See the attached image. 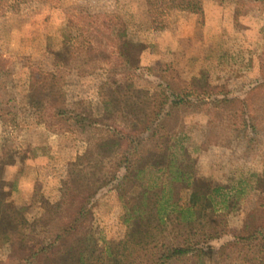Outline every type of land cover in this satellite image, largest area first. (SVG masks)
I'll use <instances>...</instances> for the list:
<instances>
[{
    "label": "rangeland",
    "instance_id": "obj_1",
    "mask_svg": "<svg viewBox=\"0 0 264 264\" xmlns=\"http://www.w3.org/2000/svg\"><path fill=\"white\" fill-rule=\"evenodd\" d=\"M164 13L155 22L146 0H41L0 17L1 210L26 207L33 221L52 207L60 225L86 203L96 236L118 241L141 187L163 185L168 205L186 206L185 182L147 168L120 191V158L133 161L136 143L120 145L115 131L133 133L136 156L166 162L177 153V162H200L196 173L241 181L234 206L206 228L221 235L199 246L205 264H243L246 247L226 244L264 222V188L249 182L264 174V0H201ZM19 193L25 203L12 198ZM171 208L165 232L181 244ZM15 245L0 247V264H12Z\"/></svg>",
    "mask_w": 264,
    "mask_h": 264
},
{
    "label": "trees",
    "instance_id": "obj_2",
    "mask_svg": "<svg viewBox=\"0 0 264 264\" xmlns=\"http://www.w3.org/2000/svg\"><path fill=\"white\" fill-rule=\"evenodd\" d=\"M33 1L41 0H0V17L8 12H16L22 5ZM200 2L201 0H146V5L153 20L160 22L162 19H157L158 15L164 16L169 6L187 5L194 9ZM75 116V121L80 123L78 127L84 128L83 122L87 117L81 114ZM148 128V125L143 127L145 131ZM115 132L120 145L122 142L126 144L127 141L136 143L132 152L135 156L133 161L128 158V153H124L120 158L123 163L120 165L123 171L117 184L120 191L124 183L130 179H138L140 172L147 168L155 174L168 173L172 180L185 182L188 189L186 206L177 203L168 205L163 185L158 187L159 190L143 186L136 195V207H132V212L126 219L124 236L118 241H103L93 231L92 218L90 220L89 216L90 208L86 203H80L73 219L58 225L54 223L55 218L52 214L56 213V209L52 207L45 210V215L31 221L25 214L26 207L15 208L12 213L3 212L0 197V247L16 240L15 247L11 249V257L14 260L12 264H173L187 257L195 258L197 264H205V250L199 244L202 240L218 238L221 235L220 231L208 232V228L215 227L211 224V217L229 205L234 206L235 199H238L239 194L245 190L241 181L232 187L229 186V182L224 184L220 180H213L211 176L196 173L197 159L192 158L184 163L181 160L177 162L173 159L177 153H171L172 159L169 157L166 162L159 160L151 162L149 158L152 156L148 159L142 158L143 155L140 154L136 156L139 153L137 147L142 140H132L133 133ZM199 163L197 160L196 164ZM249 182L253 186L261 184L264 188V174L258 173ZM3 189L0 185V195L5 194ZM149 192H153L151 196ZM168 206L172 207L169 212L173 213L179 228L185 230L181 244H174L167 239L165 231L166 217L169 215ZM14 219L17 220V224L16 231L12 234ZM50 229L54 232L44 236L43 231L49 233ZM232 235H235L233 240L226 244L229 250L239 242L246 247L242 256L239 252L241 263L264 264V222L259 227Z\"/></svg>",
    "mask_w": 264,
    "mask_h": 264
},
{
    "label": "crops",
    "instance_id": "obj_3",
    "mask_svg": "<svg viewBox=\"0 0 264 264\" xmlns=\"http://www.w3.org/2000/svg\"><path fill=\"white\" fill-rule=\"evenodd\" d=\"M9 168V167H7ZM23 195H21L20 193L15 195V197H12L17 203H25V201L23 200Z\"/></svg>",
    "mask_w": 264,
    "mask_h": 264
}]
</instances>
